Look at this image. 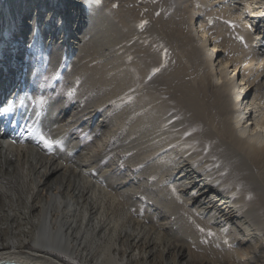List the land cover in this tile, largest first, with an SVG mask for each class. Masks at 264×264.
<instances>
[{
    "label": "bare ground",
    "instance_id": "6f19581e",
    "mask_svg": "<svg viewBox=\"0 0 264 264\" xmlns=\"http://www.w3.org/2000/svg\"><path fill=\"white\" fill-rule=\"evenodd\" d=\"M114 1L106 0L107 6L100 7V11L109 13L101 18L115 30L119 24L112 14H120L123 28H127L119 38L123 47L119 58L126 72L119 83L120 96L128 102L118 119H132V129L146 136L141 143L147 155L159 158L164 175L174 176L180 192L177 196L184 202L158 210L161 228L150 227L144 236L140 221L130 216L128 222L108 220L103 208L100 217L92 215L87 194L63 184L64 178L73 177V173L68 174L73 168L62 166L67 175L58 181L62 182L60 186H37L38 193L28 198V208H37V219L29 223V235L37 233L36 239L30 238L33 242L27 244L31 235L22 230L24 239L18 243L0 242V264H72L65 254L85 259L86 254L78 251L81 238L73 237L80 226L92 234L104 232L113 241L105 258L94 264L263 263L264 0H158L150 7L153 11L146 10L150 11L146 12L149 20L138 23L126 17L124 0ZM31 2L0 0V21L16 20V32L20 33L41 12L29 11L25 3ZM49 2L67 5L69 16H73V42L80 46L84 34L79 33L86 21L84 7L87 4L92 11L99 5L98 0H79L84 5L76 0H37L42 9ZM160 16L165 18L163 32L154 33L153 17ZM27 21L29 24H25ZM183 22L190 34L182 42L189 41L192 51L200 50L202 55V64L194 74L172 62L171 30ZM255 28L261 30L255 33ZM141 32L144 37L139 47L143 54L130 51L135 46L134 37ZM11 64L6 62L0 70V108L14 105L7 100L18 76ZM158 66L168 69L163 71ZM125 104L122 100L121 106ZM94 181V192L108 194ZM34 197L39 198L38 205L31 204ZM82 208L86 222H78L74 215ZM173 218L195 242L192 247L188 245L189 256H195L192 260L181 261L185 246L168 244L166 231L172 227L166 225V220ZM13 226L9 224L10 230ZM152 233L158 235L157 244L150 242ZM203 239L208 240L207 244L202 243ZM153 247L158 249L157 259L151 258Z\"/></svg>",
    "mask_w": 264,
    "mask_h": 264
},
{
    "label": "rangeland",
    "instance_id": "374dc122",
    "mask_svg": "<svg viewBox=\"0 0 264 264\" xmlns=\"http://www.w3.org/2000/svg\"><path fill=\"white\" fill-rule=\"evenodd\" d=\"M157 1L124 0L125 15L135 23L147 21V13L153 11L150 7L153 8ZM98 2L100 6L93 7L92 11L87 4L84 7L86 21L85 28L79 33L84 34L80 46L73 42V16H69L67 5L63 6L65 1L57 5L49 2L43 9L37 0H32L31 5L25 3L29 5V11L41 12L36 13L35 22L32 20L29 24L27 21L25 24L29 26L25 25L20 33L16 32V20L0 21V70L3 64L12 61L11 65L18 73L14 90L7 98L14 105L6 106L10 111L0 112V242L5 244L23 240L22 230L31 235L26 239L27 244L33 242L30 238L36 239L37 233L29 235L32 227L29 223L37 219V208H28V198L38 193L37 186H60L62 182L58 181L67 175L62 167L66 165L73 168L68 171L73 177L64 178L63 184L87 194L85 199L92 215L100 217L99 210L103 208L108 220L125 219L128 222L130 216L145 228L141 229L142 234L150 227L161 228L158 210L164 211L167 206L184 202L177 196L180 192L174 176L164 175L162 162H157L159 158L147 155L144 142L141 143L146 136L132 129V119H118L128 102L120 96V83L126 72L122 58H119L123 48L119 38L122 30L127 28H123L120 14H112L119 24L117 31L103 21L101 17L109 13L100 11V7L105 8L107 3L106 0ZM119 2L121 0H116ZM156 11L160 15V9ZM16 12L18 15L19 10ZM153 20L154 33H162L164 16L153 17ZM170 20L173 22L172 16ZM187 27L183 22L171 30L174 31L170 35L172 62H178L188 73L194 74L202 64V55L200 50L192 51L189 41L182 42L186 34H190ZM30 30L32 33H27ZM260 30L255 28L254 32ZM142 37L143 32L136 34L135 46L130 51L143 54L139 47ZM127 51L129 49L124 50ZM158 67L163 71L168 69ZM122 100L126 103L123 106ZM47 141H51V147L47 146ZM91 179L97 180L108 194L94 192ZM38 199L34 197L31 204L38 205ZM85 213L82 208L74 214L78 222H86ZM9 224L15 229L10 230ZM166 225L172 227L166 231L170 239L168 244L185 246L181 261L194 259L195 256L192 253L189 256L188 252V245H195L192 236L182 232L183 228L174 218L166 220ZM86 230L80 226L73 231V237L81 238L78 251L86 254L85 259L62 252L72 264H94L109 253L113 241L106 233L92 234ZM152 234H149L150 242L157 244L158 235ZM207 241L203 239L202 243L207 244ZM157 251L154 247L151 249L152 259L159 257ZM217 253L223 258L222 253ZM256 264L264 262L256 261Z\"/></svg>",
    "mask_w": 264,
    "mask_h": 264
},
{
    "label": "snow or ice",
    "instance_id": "6c2138e0",
    "mask_svg": "<svg viewBox=\"0 0 264 264\" xmlns=\"http://www.w3.org/2000/svg\"><path fill=\"white\" fill-rule=\"evenodd\" d=\"M10 107H3V108H0V112H8L10 111ZM47 146L51 147V141H47Z\"/></svg>",
    "mask_w": 264,
    "mask_h": 264
}]
</instances>
